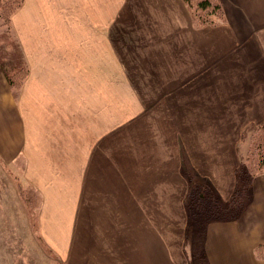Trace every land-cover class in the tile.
<instances>
[{"label":"crops","instance_id":"0c3cea01","mask_svg":"<svg viewBox=\"0 0 264 264\" xmlns=\"http://www.w3.org/2000/svg\"><path fill=\"white\" fill-rule=\"evenodd\" d=\"M219 1L226 22L200 29L183 0H24L12 16L27 74L13 86L0 62V166L41 193L59 256L264 264L262 180L200 253L185 229L182 153L225 163L264 118V0Z\"/></svg>","mask_w":264,"mask_h":264},{"label":"rangeland","instance_id":"374dc122","mask_svg":"<svg viewBox=\"0 0 264 264\" xmlns=\"http://www.w3.org/2000/svg\"><path fill=\"white\" fill-rule=\"evenodd\" d=\"M185 5L194 27L200 29L209 26H196L190 7L186 3ZM218 16L220 15L216 13V19ZM224 18V22L216 20L217 24H212V26L225 23V14ZM22 60L23 57L17 41L5 33L4 28H0V62L8 80L10 76L20 74V78L16 80L20 81L21 75L27 72ZM263 123L264 118L258 124L245 129L241 142L236 143V155L232 144L228 143L227 161L225 163H219L218 159L207 157L204 164H199L197 167L196 162L193 165L188 152L182 153L180 160L187 182V192L184 199L187 217V228L185 229L195 234L194 241L196 242L197 253H200L198 250L201 248V234L212 223L222 220H218L216 215L209 213L206 215L204 207L196 205L200 201L195 198L193 192L198 190L201 195L204 191L207 194L210 193L216 207L225 206L230 209L234 204L232 198L239 190L240 193L243 192V199L244 202H247V207L253 196V184L258 180L264 181V161H262L260 150L262 144L259 145L258 143L261 133L260 126ZM217 146V143L205 142L202 144L201 151L215 155ZM229 154L233 155L232 158ZM207 173L211 176L206 175ZM6 174L8 175L6 176ZM215 181L221 186L233 183V188L227 195H222ZM208 201L212 205L209 199ZM41 205V193L30 188L20 175H14L7 169L5 171L0 166V264H74L73 255L59 256L48 241L41 236L38 227ZM190 205H196L194 212ZM193 234L189 236L192 237ZM186 236H188L187 233ZM197 256L201 257V254ZM194 264H204V262L194 259Z\"/></svg>","mask_w":264,"mask_h":264},{"label":"trees","instance_id":"16d2710c","mask_svg":"<svg viewBox=\"0 0 264 264\" xmlns=\"http://www.w3.org/2000/svg\"><path fill=\"white\" fill-rule=\"evenodd\" d=\"M24 0H0V28H4V32L9 34L10 36L14 37L12 33V16L20 7L22 6ZM185 3L190 7L193 16H194V23L196 26H205L209 25L212 26V24H217L216 20H221V22L225 20L224 18V11L222 8V5L219 0H184ZM216 13H218L220 16L216 19ZM15 38V37H14ZM27 72H24V74L21 75V80L16 81L18 78H20V74H14L13 76L9 77L10 83L13 86H20L22 81L24 80ZM260 135H259V145L262 155V161H264V123L260 126ZM243 191V190H242ZM236 191V197L234 196L232 198V203L234 202L233 206H231L230 209H227L225 206H219L216 207V205L213 204V200L210 197V193H206L205 191L201 195L198 190H196L194 193L195 198H198V201H200L198 205L199 207H204L206 211V215L212 214L218 216V220L227 221V220H234L236 219L244 210V208L247 205V202H244L243 199V192ZM240 193V194H239ZM238 195V197H237ZM208 199L212 202L208 201ZM196 205H190L191 210L193 212L196 210ZM195 209V210H194Z\"/></svg>","mask_w":264,"mask_h":264}]
</instances>
